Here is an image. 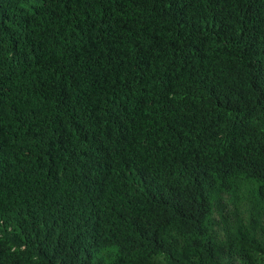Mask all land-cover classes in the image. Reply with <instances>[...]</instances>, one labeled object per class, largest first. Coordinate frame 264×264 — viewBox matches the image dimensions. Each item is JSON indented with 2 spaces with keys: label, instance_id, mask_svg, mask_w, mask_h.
<instances>
[{
  "label": "trees",
  "instance_id": "1",
  "mask_svg": "<svg viewBox=\"0 0 264 264\" xmlns=\"http://www.w3.org/2000/svg\"><path fill=\"white\" fill-rule=\"evenodd\" d=\"M0 264H264V0H0Z\"/></svg>",
  "mask_w": 264,
  "mask_h": 264
}]
</instances>
